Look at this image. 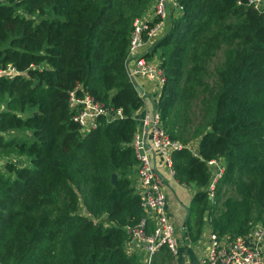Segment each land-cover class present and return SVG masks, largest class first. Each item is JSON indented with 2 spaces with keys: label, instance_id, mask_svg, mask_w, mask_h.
Wrapping results in <instances>:
<instances>
[{
  "label": "trees",
  "instance_id": "16d2710c",
  "mask_svg": "<svg viewBox=\"0 0 264 264\" xmlns=\"http://www.w3.org/2000/svg\"><path fill=\"white\" fill-rule=\"evenodd\" d=\"M177 1L182 10L177 18L170 11L146 58L159 55L166 84L156 110L185 146L173 154L174 178L196 189L185 235L194 244L207 227L246 236L264 226V14L238 4L245 0ZM153 4L0 3V71L18 72L0 75V159H25L0 166V264H142L126 244L145 216L133 140L151 95L131 80L128 53L135 20ZM218 51L223 59L212 72ZM78 86L125 118L100 117L82 132L69 110ZM193 99L199 125L188 115ZM196 140L200 156L188 148ZM214 160L224 172L211 199ZM174 259L162 248L152 264Z\"/></svg>",
  "mask_w": 264,
  "mask_h": 264
},
{
  "label": "built area",
  "instance_id": "2783aa9c",
  "mask_svg": "<svg viewBox=\"0 0 264 264\" xmlns=\"http://www.w3.org/2000/svg\"><path fill=\"white\" fill-rule=\"evenodd\" d=\"M3 1L0 0V3ZM238 4L247 5L259 14H264V0H245ZM181 10L177 0H156L153 14L136 19L133 24L128 53V63L133 64L130 74L149 81L153 91L159 96L166 84L165 72L154 58L147 59V52L144 51L158 36L164 34L170 11L179 13ZM17 74L11 66L5 71V75H10V78ZM80 91L82 94H79ZM69 110L72 120L84 133L94 130L100 117L106 118L108 122L125 118L122 109L107 107L84 92L80 86L69 93ZM137 133L133 140L138 159L135 188L141 196L145 216L131 230V240L126 248L128 254L141 255L142 264H152L155 255L162 248H167L174 258L180 253L175 223L167 206L166 179L157 172L152 152L160 154L171 174L175 175L173 154L183 150L185 146L170 138L157 110L144 117L142 131ZM2 135L0 132V136ZM208 166L214 177L209 189L210 198L213 199L215 185L224 172V166L216 160L210 161ZM207 240L208 251L200 259V264H264V227L260 225L255 226L248 235L234 238L221 237L211 231Z\"/></svg>",
  "mask_w": 264,
  "mask_h": 264
},
{
  "label": "crops",
  "instance_id": "0c3cea01",
  "mask_svg": "<svg viewBox=\"0 0 264 264\" xmlns=\"http://www.w3.org/2000/svg\"><path fill=\"white\" fill-rule=\"evenodd\" d=\"M170 25V22L167 20L166 28ZM166 30V29H165ZM141 87H144L146 91L149 92L151 97H147L145 106L141 108L136 114L137 121V132L142 131L143 119L146 115H151L155 109V103L152 102L153 93L149 84L144 80L139 79ZM155 97V96H154ZM199 142L198 145L188 146L195 156L199 155ZM152 158L156 167L157 172L165 177L167 183V206L168 211L171 214L175 227L176 234L182 238L180 253L177 258H175V264H200V259L206 255L208 251V234L211 232L210 228H206L201 236V239L197 243H191L187 240L185 235L186 225L184 228L185 221L187 222L189 215L188 210L190 209L191 201L196 193V189L187 187L185 184H180L171 174L166 163L164 162L163 157L156 153L152 152Z\"/></svg>",
  "mask_w": 264,
  "mask_h": 264
},
{
  "label": "rangeland",
  "instance_id": "374dc122",
  "mask_svg": "<svg viewBox=\"0 0 264 264\" xmlns=\"http://www.w3.org/2000/svg\"><path fill=\"white\" fill-rule=\"evenodd\" d=\"M155 5H156V0H154L153 6L144 14L143 17H147V16L153 14ZM173 13H175L174 16L177 18L178 15H179V13H177L175 11H173ZM169 15H170V13H169ZM161 36L162 35L158 36L156 39L160 38ZM149 46H147V48L144 51V52H147V54L149 53ZM159 59H160L159 58V55H156L153 60H156V62H158L159 64H161L160 61H159ZM222 59H223V52L218 51L216 53L215 57L212 59V62L213 63H211V65L209 66V69L212 68V70L211 69L210 70L213 72L214 67H216L217 65H219V63L222 61ZM43 65H41V66H43ZM128 65H130V69L132 70L133 64L132 63H128ZM9 67H7L6 70H1L0 72H2V73L0 75H5V71H7ZM134 78L136 79V81L139 80V79L144 80L147 84H149L151 86V89H152L151 93H153V98H154L152 100V102L155 103V109H154V111H155L156 110V102L158 101V99H159L160 96L157 95L155 91H153V86H152V84L149 81H147V80H145L143 78H140V77H134ZM2 109H3V107L0 108V110H2ZM188 115H189L190 119L192 120V122H194L196 125H199L200 122L202 121V117H201V114H200V108H199V100L198 99H193L192 100V102L190 104V108H189ZM136 134H138V133H136ZM198 141L199 140L193 141L189 146L191 147V146H193L195 144L198 145ZM13 161L14 162H19V161H25V159L24 158H19V157H16V156H4L2 159H0V162H1V165L0 166H3L6 162H13ZM216 208L219 209L218 210L219 212L223 209V207H221L220 203H217V207ZM82 214L83 215H86V211H83ZM258 225H260V224H258ZM258 225H256V226H258ZM260 226L264 227L263 225H260ZM178 235H180V234L178 233L176 238H177V242H178V248L180 249L181 242H182V238L179 237ZM175 260L176 259H174V261L171 264H175Z\"/></svg>",
  "mask_w": 264,
  "mask_h": 264
},
{
  "label": "water",
  "instance_id": "95a60500",
  "mask_svg": "<svg viewBox=\"0 0 264 264\" xmlns=\"http://www.w3.org/2000/svg\"><path fill=\"white\" fill-rule=\"evenodd\" d=\"M128 73H129V75H130V71H129V70H128ZM130 78H131V80L136 84L137 88H138L139 90H141V88H140V86L138 85L136 79H135L134 77H132L131 75H130ZM0 165H1V162H0ZM117 177H118V176H117V174H115V173L112 175V183H113V184L116 182ZM188 215H190V211H189V210H188ZM185 225H186V221H185V224H184V228H185Z\"/></svg>",
  "mask_w": 264,
  "mask_h": 264
}]
</instances>
